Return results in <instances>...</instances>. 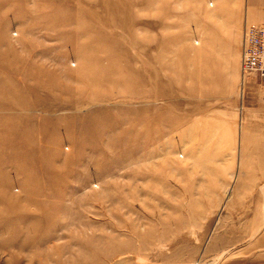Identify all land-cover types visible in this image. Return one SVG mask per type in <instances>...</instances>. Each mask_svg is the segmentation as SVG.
<instances>
[{
  "label": "rangeland",
  "instance_id": "1",
  "mask_svg": "<svg viewBox=\"0 0 264 264\" xmlns=\"http://www.w3.org/2000/svg\"><path fill=\"white\" fill-rule=\"evenodd\" d=\"M251 0H0V264L264 262Z\"/></svg>",
  "mask_w": 264,
  "mask_h": 264
},
{
  "label": "built area",
  "instance_id": "2",
  "mask_svg": "<svg viewBox=\"0 0 264 264\" xmlns=\"http://www.w3.org/2000/svg\"><path fill=\"white\" fill-rule=\"evenodd\" d=\"M240 73L242 80L251 75L264 82V25L245 24L242 30Z\"/></svg>",
  "mask_w": 264,
  "mask_h": 264
},
{
  "label": "crops",
  "instance_id": "3",
  "mask_svg": "<svg viewBox=\"0 0 264 264\" xmlns=\"http://www.w3.org/2000/svg\"><path fill=\"white\" fill-rule=\"evenodd\" d=\"M249 13H250L251 22L264 25V0H251ZM254 259L257 260H253L252 258L250 264H264V262L259 263L258 258H254Z\"/></svg>",
  "mask_w": 264,
  "mask_h": 264
}]
</instances>
